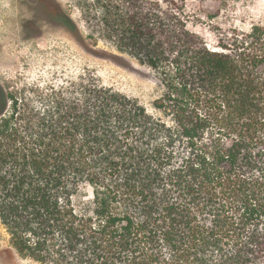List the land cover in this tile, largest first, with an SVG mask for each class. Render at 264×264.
Listing matches in <instances>:
<instances>
[{"label":"trees","instance_id":"1","mask_svg":"<svg viewBox=\"0 0 264 264\" xmlns=\"http://www.w3.org/2000/svg\"><path fill=\"white\" fill-rule=\"evenodd\" d=\"M81 5L86 38L149 66L162 92L150 111L86 73L3 94L12 246L42 264H264V18L216 25L211 47L187 0Z\"/></svg>","mask_w":264,"mask_h":264},{"label":"rangeland","instance_id":"2","mask_svg":"<svg viewBox=\"0 0 264 264\" xmlns=\"http://www.w3.org/2000/svg\"><path fill=\"white\" fill-rule=\"evenodd\" d=\"M84 0H0V110L3 94L40 87L46 91L66 85L90 73L99 83L112 87L153 111V102L162 92L155 71L116 48L92 28L85 27L81 11ZM187 10L205 18L195 25L211 47L218 43L220 30L231 26L248 30L264 18V0H187ZM204 14H210V24ZM66 15L81 34L64 24ZM209 23V24H208ZM87 26V24H86ZM0 264H42L21 256L0 226Z\"/></svg>","mask_w":264,"mask_h":264}]
</instances>
